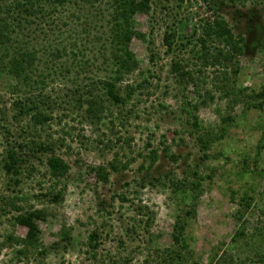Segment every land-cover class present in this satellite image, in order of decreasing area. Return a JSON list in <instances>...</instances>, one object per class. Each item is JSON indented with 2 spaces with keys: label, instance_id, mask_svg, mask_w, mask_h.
Masks as SVG:
<instances>
[{
  "label": "rangeland",
  "instance_id": "1",
  "mask_svg": "<svg viewBox=\"0 0 264 264\" xmlns=\"http://www.w3.org/2000/svg\"><path fill=\"white\" fill-rule=\"evenodd\" d=\"M74 2L77 6L72 5ZM83 4L81 0H68L56 8L45 7L47 13L35 20L29 18L32 24H27L28 29L23 23L19 33L21 41L28 52L29 48L34 52L27 74L29 79L4 80L7 88L0 83V110L10 108L18 98L26 102L39 95L46 97V107L53 120L39 128L38 135L41 141L51 143L53 153L69 167L65 177L54 185L44 176V161L49 152L25 150L22 154L27 159L20 166V174L8 178L1 168L6 141L13 145L14 140L24 143L30 138L19 133L10 112L0 111L3 112L0 124L12 133L8 132L7 139L0 129V264H109L112 260L118 262L122 256H128L130 264H141L145 241L151 238L150 245L168 246L171 225L179 210L184 209L171 194L166 175L185 184L201 176L205 179L195 200V218L185 231L186 239L193 238L189 240L192 262L207 264L209 247H217L214 256L217 262L212 264H264L257 263L255 257L264 254V147L255 156V146L262 135L263 113L253 109L252 100L243 96L264 89V47L260 45L264 35V0H235L234 5L225 0L181 3L151 0L146 15L134 16V31L144 36L143 40L133 37L129 44L138 69L124 76L117 87L123 95L125 85L134 86L143 77L147 84L134 91L124 106L107 100L97 83L111 76L112 67L110 61L103 62L98 54L102 43L89 41L104 30L98 22L101 13L97 12L102 4ZM71 12L77 20L66 18ZM214 15L227 23L234 36L243 37L244 45L234 60L236 71L226 68L227 89H214L210 79L205 80L204 89L211 91L213 99L195 113L202 129L199 133L225 130L223 139L205 152L208 158L204 160L196 143L198 133L186 124L187 115L180 108L182 102H192L196 96L190 84L177 82L169 70L173 55L165 53L162 36L164 32L175 34L177 53L174 56L184 60L186 70H194L193 65L198 63L191 59L189 49L193 48V42H186L188 35L193 27L197 36L202 23L211 21ZM73 39L76 42L71 46ZM182 44L186 47H180ZM62 47L64 52L58 57L52 56ZM102 48L100 51L107 57L108 47ZM204 72L211 77V69ZM40 77L43 84L34 85ZM230 89L244 90L240 100L230 102L231 96H221L224 90L229 93ZM78 95L95 98L106 109L99 123L84 120L85 106L74 100ZM128 111L130 116L126 114ZM222 118L229 119L227 126L221 122ZM66 131L68 135L64 134ZM61 142L63 145H59ZM164 147H169V152L176 156L175 161L167 159ZM151 151L155 152L156 159L148 167ZM112 159L126 167L111 172L105 184L96 183L94 172L89 168L105 165ZM140 164L143 170H139ZM240 167L244 168L243 172L237 171ZM51 189L55 192L62 189V199L57 204L43 197ZM229 191H233L235 198L244 193L252 198L248 213L240 221L233 218L236 206L230 200ZM118 195L128 202L120 203ZM8 202L19 209L7 204L3 208ZM100 202L104 208L98 210L96 206ZM136 206H145L152 213L148 235L133 224L142 218L138 222L141 224L145 217V214L143 217L136 214ZM29 208L43 209L45 213L43 219L36 221L41 245L27 250L26 256H17L15 251L23 248L19 239L24 237L26 229L14 224L11 218ZM254 228L261 233H253ZM125 229L128 234H135L127 237ZM62 230L67 232L69 240H60ZM239 230H243V235L231 242L233 233ZM91 231L99 238L94 259L90 252H85L86 238ZM225 252L230 254V261Z\"/></svg>",
  "mask_w": 264,
  "mask_h": 264
},
{
  "label": "trees",
  "instance_id": "2",
  "mask_svg": "<svg viewBox=\"0 0 264 264\" xmlns=\"http://www.w3.org/2000/svg\"><path fill=\"white\" fill-rule=\"evenodd\" d=\"M67 1L68 0H0V83L2 84V87L6 86L7 88V84L4 83V80L9 81L10 79H13L17 81H27L29 79L27 74L33 62L34 52L32 48H29L30 52L24 48L23 42L21 41L22 35L19 34L23 30L21 25H23V23L26 25V27L31 25L32 20H35L37 16L43 14L44 12L47 13V11H45V7L51 6L56 8V5L62 6L63 3ZM81 1L85 4V6H90L96 3L102 4L99 6V8L102 9H100V11L98 10L97 12L101 13L98 22L100 24V28L103 27L104 30L98 32V36L93 35L89 41L95 43V40H99L102 43L101 47L97 49L98 54H100V57H102L103 62L110 61V65L112 67L110 70L111 76H108L106 79L98 80L97 83L100 85L101 90H103L102 92L107 100L111 101L113 104L124 106L128 103L134 91L141 89L144 84H147L146 77H143L140 82L136 83L134 86L125 85L123 95L119 94L117 87V84L122 81L124 76L138 69L137 61L129 49V44L133 37L143 40L144 36L134 31V16L137 13L146 15L150 10L149 7L151 0ZM178 1L181 3L185 0ZM225 1H228L231 5H234L235 0ZM70 2L71 1H69V3ZM72 5L77 6L75 2L72 3ZM83 6H81L82 10L84 8ZM52 12H54V9H52ZM85 16H87L86 13ZM29 18L32 20H29ZM66 18L69 20H77L74 12L66 15ZM101 20L103 22H101ZM62 24L64 27L67 26V24H64V22ZM84 24L87 26L86 22ZM199 29V33L196 36L197 31L192 27L188 35V41H186L187 43H189V41L193 42L192 47L194 49H189V52L191 53V59L198 63H194L195 65L193 66H196L194 70H186V65H184L185 62H183L184 60L181 58L176 59V56H174L177 53V45L174 44V33L164 32L162 36V45L165 47L164 50L166 54L173 55L170 57L171 59L169 64V70L171 71L172 75L177 78V82H181L182 84H190L192 87L191 92L196 96L192 102L190 100L182 102L180 108L187 115L185 121L186 124H188V126L193 131L198 133L196 137V143L199 145V149L203 152V159L206 160L208 156L205 154V152H208L214 147L215 143L223 139L222 137L224 135L225 129L219 128L215 133H211L212 131L199 133L202 129L197 123L195 113L200 107L207 106V102H210L213 99L211 91L204 89V86L206 85L205 80L206 78H209L214 89L219 90L226 88V81L228 82V79L224 75L226 68L231 67V71H236V69H233L235 64L234 60L237 59L238 55H240L242 51L244 39L241 36H234L227 23L217 15H214L211 21H204ZM73 41L74 43H72ZM73 41L70 44L71 46L75 45L76 39H73ZM260 45L264 47V35L263 41ZM106 47H108L109 52L107 57H104L103 52H101L100 49H104ZM180 47H186V45L182 44ZM62 48L63 49L60 51L56 49L55 52L52 53V56L58 57L61 51H65V47ZM71 56L75 58L74 53H71ZM151 58L152 57L150 56V60ZM207 68L211 69V77H207V75H205L204 71ZM41 80L42 79L40 77L39 80L35 81L34 85H42L43 82ZM229 91L230 92L228 93L226 90H224V95L221 94V96H231L230 102H235L238 98L240 100V97L244 92L243 89H238L235 92L232 89ZM243 96L252 100L251 107L253 109H257L263 113L260 121L262 135L260 137V142H258L259 144L257 143L255 146V156L257 157L261 148L264 147V89H260L256 92L251 91L248 93V95ZM44 98L46 97L39 95L37 98L31 100L27 99L26 102H23L20 98H18L12 101L10 108H7L6 110H0L7 113L10 112L12 121L15 123L17 122L19 126V133L21 135L26 134L30 138L24 143L14 140L12 142L13 145H10L8 141H6V150L4 151V159L2 161L1 168L8 178H15L18 176V174H20V166L23 165L27 159V156L23 155L22 152L26 150L28 153H32V149H34L36 153L49 152L44 161V176L51 180L54 185L58 181L62 180L68 173L69 167L67 163L61 157L53 153L51 143L46 144L44 141H41L38 135V129L46 126L49 122H51V120H53V117H51V111L50 109H47V102L44 100ZM74 100L85 106V121L89 119V122L92 123L100 122L102 119V112L106 111L101 103L97 102L95 98H82V95L76 96ZM126 114L130 116L129 111L126 112ZM2 120L3 112H0V123ZM228 120V118H222L221 122L224 126H227ZM112 121H109V123L112 124ZM0 129H2L4 137L8 139L10 136L8 132L10 131H8L2 124H0ZM64 134L68 135L69 132L66 131ZM59 145H63L62 142ZM163 152L166 153L165 155L167 159L170 161H175L176 156L169 152V147H164ZM148 157L150 161L148 165L149 167L156 159L155 152L151 151ZM244 159L245 158H243V160ZM125 167L126 164H120L116 162L115 159H112L105 165H98L89 168V170L94 172L96 183L105 184L108 181V176L111 172H117L118 169H124ZM138 168L139 170L144 169L142 164H140ZM242 170H244V168L240 167V169L237 171L241 172ZM189 175L195 177L194 172H190ZM206 178L209 180L210 176L207 175ZM165 179H168V186L170 188L171 194L174 196V199H176L177 203L181 204L182 208L184 209L179 210V214L175 216L174 222L171 225V231L168 236L170 238V244L168 246L160 247L155 243L150 245L151 238L150 241H145V253L141 264H185L188 261H191V264H195L194 261L192 262L193 253L189 246V240L192 241L193 238H191V236L186 239L185 231L186 228L189 227V224L191 225V220L195 218V200L198 198V194L201 193V181L205 179L203 176H201L197 181L193 183L188 182L187 184H185V182L182 180H174L173 177L170 178L168 175L165 176ZM15 181L17 180H13V182ZM154 181L158 182V179L154 178ZM52 189L54 190V188ZM52 189L47 191L46 195H43V197H47V201L49 203L57 204L62 199V189L56 192ZM229 196L230 200L236 206V211L233 218H236L237 221H240L242 220L243 214L248 213V208L251 206L252 198L247 196L246 193L235 198L233 191H229ZM118 199L120 203L128 202L119 195ZM6 204L14 209H19V207L14 206L13 202L4 203L3 208L6 207ZM103 205V202L98 203L96 209L100 210L104 208ZM134 210L137 215L142 216L145 214V217L141 224L138 222H141L142 218L138 222L133 221V224H137L138 228L140 227L144 231L143 233L148 235L147 229L150 227L152 222V213L145 206H136ZM44 217L45 213L43 209L29 208L26 210H21L13 218H11L14 224L22 226L26 229L24 237L19 239V243L23 245V248L16 250L15 255L26 256L27 250L41 245L36 221L41 220ZM127 230L128 229H125L127 237L135 234L132 232L128 234V232H126ZM257 231L258 230L256 228L253 229V233H256ZM258 232L261 233L260 229ZM59 234L61 236L60 240H69L67 232L62 230L59 232ZM238 235L242 236L243 230H239L237 233L234 232L233 236L230 238V241H234ZM98 239V235L95 231H91L86 238L85 245L87 246V250L85 252L86 254L90 252V257L93 259L95 258L93 252L98 246ZM147 242L148 245H146ZM121 243L122 242L120 240L119 244L121 245ZM215 249H217V247H209L208 255L210 256L207 264H212V261L217 262L214 257L216 254ZM262 251L264 253V248ZM226 255H228L227 258L228 261H230V254L225 252V256ZM255 257H257V263L264 262L262 261L264 260V254H256ZM109 264H130V258L128 256H122L118 262L112 260Z\"/></svg>",
  "mask_w": 264,
  "mask_h": 264
}]
</instances>
